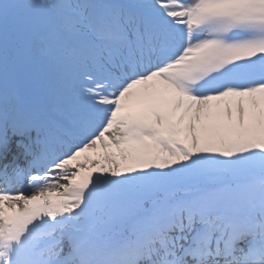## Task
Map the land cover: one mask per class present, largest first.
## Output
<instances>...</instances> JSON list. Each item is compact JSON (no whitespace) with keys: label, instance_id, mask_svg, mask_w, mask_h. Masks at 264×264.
<instances>
[{"label":"snow or ice","instance_id":"obj_1","mask_svg":"<svg viewBox=\"0 0 264 264\" xmlns=\"http://www.w3.org/2000/svg\"><path fill=\"white\" fill-rule=\"evenodd\" d=\"M0 264H264V0H0Z\"/></svg>","mask_w":264,"mask_h":264}]
</instances>
